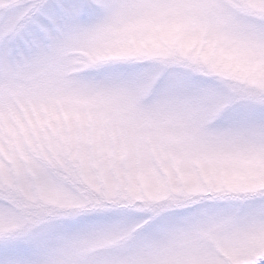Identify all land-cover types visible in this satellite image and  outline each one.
I'll return each instance as SVG.
<instances>
[{"label": "snow or ice", "instance_id": "snow-or-ice-1", "mask_svg": "<svg viewBox=\"0 0 264 264\" xmlns=\"http://www.w3.org/2000/svg\"><path fill=\"white\" fill-rule=\"evenodd\" d=\"M0 264H264V0H0Z\"/></svg>", "mask_w": 264, "mask_h": 264}, {"label": "rangeland", "instance_id": "rangeland-1", "mask_svg": "<svg viewBox=\"0 0 264 264\" xmlns=\"http://www.w3.org/2000/svg\"><path fill=\"white\" fill-rule=\"evenodd\" d=\"M165 229H162V232L164 231Z\"/></svg>", "mask_w": 264, "mask_h": 264}]
</instances>
